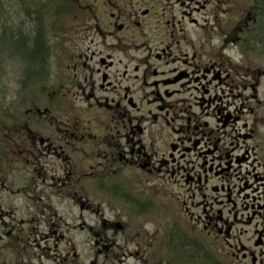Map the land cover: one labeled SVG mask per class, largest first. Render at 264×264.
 <instances>
[{
	"label": "flooded vegetation",
	"instance_id": "1",
	"mask_svg": "<svg viewBox=\"0 0 264 264\" xmlns=\"http://www.w3.org/2000/svg\"><path fill=\"white\" fill-rule=\"evenodd\" d=\"M32 1L20 34L42 57L0 124L2 188L24 173L37 212L51 192L101 216L73 227L101 264H264V0ZM130 216L143 241L107 244Z\"/></svg>",
	"mask_w": 264,
	"mask_h": 264
},
{
	"label": "rangeland",
	"instance_id": "2",
	"mask_svg": "<svg viewBox=\"0 0 264 264\" xmlns=\"http://www.w3.org/2000/svg\"><path fill=\"white\" fill-rule=\"evenodd\" d=\"M30 2L33 3L32 6L35 8L36 3L32 0H22V2L21 0H17V9H14L12 6V3H14L13 0H2L3 15L7 13L6 17L2 16V25L5 24L8 27L19 29L20 32H22L24 30V23H21V21L24 17L22 16L23 13L20 11V6L22 3L25 5ZM2 11L0 12L1 14ZM7 15L9 18H7ZM1 28L2 26L0 25V30ZM23 69L24 64L18 58H9L5 55L0 58V124L5 122V124H7L11 115L24 107L27 94L33 92L35 89V85L33 86V84L27 86L29 89L22 85L23 83H21V81L24 78ZM10 106L11 110L9 108ZM2 127H4V125H0V128ZM0 135H2V132ZM11 180L13 183L9 182V184L13 187L15 186L13 193L4 190L0 183V203L3 209L2 211L0 210V234L3 237L0 239V264H68L63 261L62 257L59 258L55 255L56 252L54 249L56 242H47L48 237H46L45 234L49 233L48 235L50 236L53 231H56V234H54L55 237L64 234L67 239L71 240L69 248L72 258L74 259L72 264H91L96 260L94 247L90 246L89 234L86 231L75 230L73 227L79 223H84V221L90 225L96 226L101 216H94L89 213V211L82 213V211L75 206L74 201H66L59 195H51V192H48L49 197L46 196L48 193L43 197L44 200L40 205L45 207V213L41 214L40 211L37 212L35 210V202L31 201L30 198H26L24 194L17 192V190L22 187L21 184L23 181L26 182V184L24 183L25 185H23L27 186L31 183L30 179L27 178L24 173H16L12 175ZM172 190L174 192L179 191L178 187L175 185L172 187ZM104 200L110 203L105 208L106 216L115 217L117 201H112L110 198ZM8 212L12 213L8 214ZM32 217L39 219V223L35 221L33 224L36 226L34 230H31V223H19L20 220H29ZM132 218L133 216H130L132 227L129 226L124 232L120 231L115 233L113 230L108 231L107 235L109 240L107 244H111L112 240H115L121 243L126 251L127 247L123 244V240H125L126 237L136 238L137 233L140 232V228L136 226L137 222L131 221ZM3 222L6 226L3 225ZM52 225H54V227H52ZM56 227L58 230H56ZM13 228L15 231H13ZM20 229L23 230L21 231ZM9 232L12 234L7 236ZM140 233L139 238L143 241L144 233ZM168 233L169 230L167 227L162 228L159 234H157L158 236L156 235L153 240V246L151 245L145 249L148 252H151V249L157 250L156 252H158L161 240L164 235ZM17 236H19V238H17ZM28 236L31 237L29 240ZM26 241H29L30 244L25 248ZM58 249L59 251L62 249L65 254L63 245H59ZM19 251L25 257L22 262H17ZM121 253L122 251L119 252V254ZM75 254L77 257L73 256ZM164 254L165 253H163V255ZM138 257L142 258V255ZM96 264H101V259L96 260ZM114 264L120 263L116 261ZM123 264H143V259L131 258Z\"/></svg>",
	"mask_w": 264,
	"mask_h": 264
},
{
	"label": "trees",
	"instance_id": "3",
	"mask_svg": "<svg viewBox=\"0 0 264 264\" xmlns=\"http://www.w3.org/2000/svg\"><path fill=\"white\" fill-rule=\"evenodd\" d=\"M2 10L3 3L0 0V12ZM6 14L3 15V11L2 14L0 13V25L2 26L0 30V58L3 55L9 58H18L24 64L23 77H25L30 68L41 62L42 56L33 45H28L27 38L22 37L19 29L2 25V16L6 17ZM7 18H9L8 15Z\"/></svg>",
	"mask_w": 264,
	"mask_h": 264
}]
</instances>
